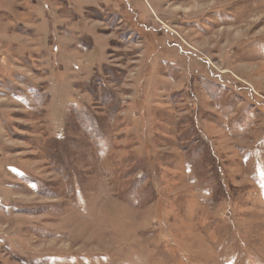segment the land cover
Listing matches in <instances>:
<instances>
[{"label": "rangeland", "instance_id": "obj_1", "mask_svg": "<svg viewBox=\"0 0 264 264\" xmlns=\"http://www.w3.org/2000/svg\"><path fill=\"white\" fill-rule=\"evenodd\" d=\"M0 264H264V0H0Z\"/></svg>", "mask_w": 264, "mask_h": 264}]
</instances>
